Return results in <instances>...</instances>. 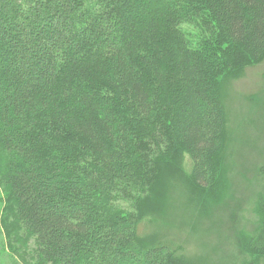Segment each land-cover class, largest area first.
Masks as SVG:
<instances>
[{
	"label": "trees",
	"instance_id": "obj_1",
	"mask_svg": "<svg viewBox=\"0 0 264 264\" xmlns=\"http://www.w3.org/2000/svg\"><path fill=\"white\" fill-rule=\"evenodd\" d=\"M263 59L264 0H0V261L209 264L159 197L183 164L213 186L224 93Z\"/></svg>",
	"mask_w": 264,
	"mask_h": 264
},
{
	"label": "rangeland",
	"instance_id": "obj_2",
	"mask_svg": "<svg viewBox=\"0 0 264 264\" xmlns=\"http://www.w3.org/2000/svg\"><path fill=\"white\" fill-rule=\"evenodd\" d=\"M224 94L227 146L213 186L198 189L183 164L182 178L172 180L159 205L186 222L189 248L207 263L242 264L254 255L242 250L239 237L256 226V200L264 191V59L245 68Z\"/></svg>",
	"mask_w": 264,
	"mask_h": 264
}]
</instances>
